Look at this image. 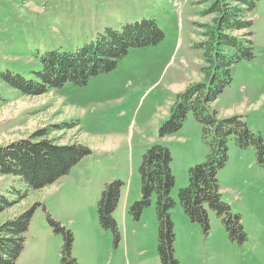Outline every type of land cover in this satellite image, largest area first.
<instances>
[{"label":"rangeland","instance_id":"1","mask_svg":"<svg viewBox=\"0 0 264 264\" xmlns=\"http://www.w3.org/2000/svg\"><path fill=\"white\" fill-rule=\"evenodd\" d=\"M210 0H0V73L30 78L50 50L74 51L105 27L119 29L143 18L164 32L156 45L132 48L116 67L90 77L84 85L66 83L39 96H24L0 79V145L51 124H71L49 137L57 144L82 143L91 153L54 183L27 189L11 175L0 176V194L14 206L0 213V223L34 203L23 249L15 264H72L63 259V234L49 215L72 235L70 257L76 264H161L157 250L159 221L155 195L138 217L130 211L140 200L142 155L152 144L170 153L174 185L168 210L174 255L179 264H264V166L252 146L239 148L231 138L227 162L217 180L221 199L239 214L246 234L231 240L221 217L206 206L209 229L192 222L178 201L188 185V169L204 161L209 148L201 124L191 112L180 129L159 137L176 94L201 79L199 24ZM252 19L253 58L231 68V82L212 102L220 117L240 115L264 142V0ZM122 182L112 217L116 234L101 226L97 204L107 183Z\"/></svg>","mask_w":264,"mask_h":264},{"label":"trees","instance_id":"2","mask_svg":"<svg viewBox=\"0 0 264 264\" xmlns=\"http://www.w3.org/2000/svg\"><path fill=\"white\" fill-rule=\"evenodd\" d=\"M258 0H210L203 15H212L209 23L199 24L202 40L194 44L202 53L199 68L201 79L189 83L176 94L168 119L158 128L159 137L177 132L188 114L201 124L203 141L209 151L203 162L188 169V185L178 191V201L192 222H198L206 232L209 220L206 206L221 217L231 240L241 243L246 234L239 214L232 213L221 199L217 173L227 162V143L232 138L239 148L252 146L257 161L264 166V142L259 133L251 131L240 115L220 117L214 102L231 82V68L242 59L253 58L252 19ZM164 32L154 19L143 18L123 24L119 29L105 27L90 42L74 51L53 49L41 57V68L30 78L9 71L1 72L0 79L24 96H39L66 83L84 85L90 77L113 70L119 59L132 48L158 44ZM71 124H51L36 129L26 137L0 145V176L11 175L24 182L27 189L38 190L67 174L84 156L91 153L82 143L57 144L50 132L72 128ZM168 149L152 144L142 155L140 171V200L130 211L135 217L150 204L155 195V209L159 221L157 250L161 264H179L174 255L173 225L168 210L175 204L169 193L174 185ZM122 182L107 183L97 204V216L102 227L116 234L112 212L116 206ZM34 203L13 217L0 223V264H15L20 255L30 219L38 206ZM14 203L0 194V213ZM55 232L63 234V259L76 264L70 257L72 235L59 222L47 216Z\"/></svg>","mask_w":264,"mask_h":264}]
</instances>
